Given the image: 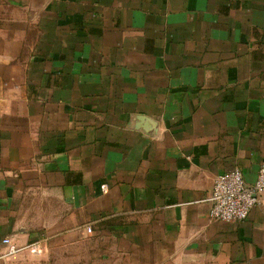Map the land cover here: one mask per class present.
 <instances>
[{"label": "crops", "instance_id": "1", "mask_svg": "<svg viewBox=\"0 0 264 264\" xmlns=\"http://www.w3.org/2000/svg\"><path fill=\"white\" fill-rule=\"evenodd\" d=\"M261 163L264 0H0V264H264Z\"/></svg>", "mask_w": 264, "mask_h": 264}, {"label": "built area", "instance_id": "2", "mask_svg": "<svg viewBox=\"0 0 264 264\" xmlns=\"http://www.w3.org/2000/svg\"><path fill=\"white\" fill-rule=\"evenodd\" d=\"M207 200L211 203V219L227 223L245 220L255 206L264 205V163L259 165L255 180L251 183L246 181L239 168L217 175ZM85 230L92 233L91 226H86ZM42 252L41 240L19 245L10 237H5L1 241L0 261L21 253L40 256Z\"/></svg>", "mask_w": 264, "mask_h": 264}, {"label": "rangeland", "instance_id": "3", "mask_svg": "<svg viewBox=\"0 0 264 264\" xmlns=\"http://www.w3.org/2000/svg\"><path fill=\"white\" fill-rule=\"evenodd\" d=\"M71 264H75L77 262L76 258H73L72 256L68 260Z\"/></svg>", "mask_w": 264, "mask_h": 264}]
</instances>
